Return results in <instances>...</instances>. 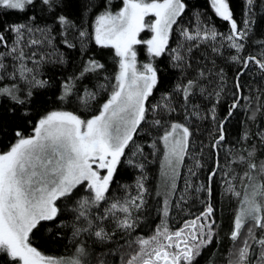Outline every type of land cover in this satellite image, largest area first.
<instances>
[{"label": "snow or ice", "instance_id": "1", "mask_svg": "<svg viewBox=\"0 0 264 264\" xmlns=\"http://www.w3.org/2000/svg\"><path fill=\"white\" fill-rule=\"evenodd\" d=\"M0 264H264V0H0Z\"/></svg>", "mask_w": 264, "mask_h": 264}, {"label": "trees", "instance_id": "2", "mask_svg": "<svg viewBox=\"0 0 264 264\" xmlns=\"http://www.w3.org/2000/svg\"><path fill=\"white\" fill-rule=\"evenodd\" d=\"M243 0H235V3L237 4V8H239L242 5Z\"/></svg>", "mask_w": 264, "mask_h": 264}]
</instances>
